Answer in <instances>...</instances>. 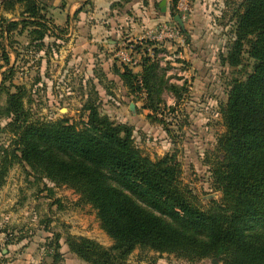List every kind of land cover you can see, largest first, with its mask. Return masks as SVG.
I'll use <instances>...</instances> for the list:
<instances>
[{
  "label": "rangeland",
  "instance_id": "374dc122",
  "mask_svg": "<svg viewBox=\"0 0 264 264\" xmlns=\"http://www.w3.org/2000/svg\"><path fill=\"white\" fill-rule=\"evenodd\" d=\"M14 1L0 0V158L11 142L6 107L10 95L18 92L15 87L20 86L24 89V107L34 119H65L82 125L89 115L85 105L93 104L115 124L132 129L135 145L152 160L172 156L180 165L184 183L204 205L211 198L221 199V193L213 187L211 168L217 140L226 132L222 107L232 81L244 79L253 65L247 54L245 71L243 66L230 68L223 63L235 39L233 14L243 0H180L173 15L182 17L184 29L171 14L173 0H163L165 12L150 1L139 2L126 12L129 15L123 21L127 24L116 28L121 32L115 39L110 38L115 44L107 41L103 45L102 13L92 0H74L81 1L80 7L84 4V10L90 12L89 20L96 22L85 28L70 22L55 23L56 9H67L72 0H35L43 9L41 15L49 29L42 39L38 33L31 34L35 26L20 24L33 19L25 13V2L12 6ZM168 14L169 20H162ZM100 19L101 24H97ZM153 19L160 22L154 24ZM10 23L19 25L8 32ZM163 23L177 27L185 43L150 46L153 50H146L145 55L137 49L143 60L151 59L154 68L149 79L153 89L150 96L159 100L160 108L152 112L145 109L147 91L138 84L131 88L116 74L115 53L119 44L130 40L137 46L152 44L147 33ZM74 32L83 35L84 40L73 37ZM202 35L203 39L196 40ZM11 68L14 74L8 75L2 87V74H8ZM240 70L243 72L238 73ZM141 71V67L135 69L138 79L142 78ZM255 233L264 236L262 230ZM70 237L91 239L105 248L114 244L102 228L97 211L81 204L73 190L39 181L26 165H14L0 184V264H86L69 251ZM120 264L217 263H189L173 255L137 248Z\"/></svg>",
  "mask_w": 264,
  "mask_h": 264
},
{
  "label": "trees",
  "instance_id": "16d2710c",
  "mask_svg": "<svg viewBox=\"0 0 264 264\" xmlns=\"http://www.w3.org/2000/svg\"><path fill=\"white\" fill-rule=\"evenodd\" d=\"M130 1L121 0L112 8L122 10ZM179 1L173 0V18ZM15 2H25V13L33 19L20 24L35 26L31 34L42 39L49 30L43 9L35 0H16L12 6ZM233 17L235 39L223 63L238 68L247 54L253 65L244 79L232 81L222 107L226 132L217 140L211 168L221 199L211 198L207 205L184 183L172 156L152 160L135 145L132 129L115 124L93 104L85 105L88 121L79 125L34 119L24 107V89L16 86L18 92L10 95L6 112L11 142L0 158V184L14 165L24 164L37 180L68 187L81 204L95 209L114 244L105 248L91 239L68 238L69 251L86 264H120L137 248L189 263L264 264V236L255 233L264 231V0H243ZM17 25L10 23L7 31ZM153 45L137 49L145 55ZM150 63V58L141 61L139 79L135 70L118 64L115 72L131 88L138 84L146 90L145 109L155 112L160 103L150 96ZM9 74L14 68L2 74V87Z\"/></svg>",
  "mask_w": 264,
  "mask_h": 264
},
{
  "label": "crops",
  "instance_id": "0c3cea01",
  "mask_svg": "<svg viewBox=\"0 0 264 264\" xmlns=\"http://www.w3.org/2000/svg\"><path fill=\"white\" fill-rule=\"evenodd\" d=\"M94 5L98 8L97 10L100 11L102 13V45L104 43H106L107 41H109L110 43H114L111 41V37L112 38H116V34H119L121 31L117 30V27H122L125 26V21H123V18L128 17L129 14H127L126 12L128 10H132V8H134V5H138L137 3L139 2H149L151 4L154 5H161L164 1H158V0H131L124 8V12H120L117 11V9H113V5L115 3H118L121 0H92ZM80 2L81 1H74L72 0L69 4H68V8L65 10H57L56 9V15L54 18H56L58 21L55 22L56 24H62V23H68L70 22L71 25L75 24V26L77 24H79L78 26H82V27H88L90 25H95L96 22L90 21L88 17V14L90 12L87 11V9L84 10V4H81L80 7ZM161 7V6H160ZM82 9V10H81ZM58 12V13H57ZM76 13H78L77 15V19L74 18V16L76 15ZM100 18V17H99ZM162 20H169V14L166 16H162ZM77 21H80L79 23H77ZM155 22H160V19L154 20L152 21V23L155 24ZM97 24H101V19L100 21L97 22ZM129 24V23H128ZM152 29H154L152 27ZM151 29V30H152ZM73 37H78L79 41L84 40V36L83 35H79L77 33L74 32V34H72ZM206 35V34H205ZM199 39H203V35L202 38H196V40ZM115 44V43H114ZM189 58L191 59V56H189Z\"/></svg>",
  "mask_w": 264,
  "mask_h": 264
},
{
  "label": "built area",
  "instance_id": "2783aa9c",
  "mask_svg": "<svg viewBox=\"0 0 264 264\" xmlns=\"http://www.w3.org/2000/svg\"><path fill=\"white\" fill-rule=\"evenodd\" d=\"M183 5V4H182ZM187 8L185 7V10ZM147 38L154 44L153 47L157 48L163 44L176 42L184 45L183 36L180 30L170 23H163L162 25L150 30L147 33ZM143 40V39H142ZM138 43L134 40L122 42L116 49L115 57L118 60L120 67H128L130 69H138L142 61V55L137 51ZM153 49L149 48L151 52ZM172 59L173 57H169Z\"/></svg>",
  "mask_w": 264,
  "mask_h": 264
},
{
  "label": "water",
  "instance_id": "95a60500",
  "mask_svg": "<svg viewBox=\"0 0 264 264\" xmlns=\"http://www.w3.org/2000/svg\"><path fill=\"white\" fill-rule=\"evenodd\" d=\"M161 7H162V11L165 12L166 9H167L165 3H163ZM175 21H176V23H178V25L182 29H184V22H183V19H182V17L180 15L175 16ZM214 263H217L218 264V261L217 260H214Z\"/></svg>",
  "mask_w": 264,
  "mask_h": 264
}]
</instances>
